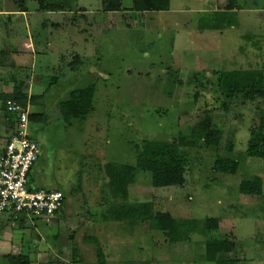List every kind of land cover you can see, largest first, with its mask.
Returning a JSON list of instances; mask_svg holds the SVG:
<instances>
[{
    "label": "rangeland",
    "instance_id": "obj_1",
    "mask_svg": "<svg viewBox=\"0 0 264 264\" xmlns=\"http://www.w3.org/2000/svg\"><path fill=\"white\" fill-rule=\"evenodd\" d=\"M229 1L171 0L169 11L134 12L130 10L133 0H123L122 11L110 12L104 9L102 0H0L2 65H9L14 76L21 75L24 69H14L16 59L8 62L9 53L4 51L20 40L35 41L37 60H31L29 68L34 76L51 78L47 79L50 95H58L55 91L67 82L65 76L82 74L86 86L94 83L97 109L94 119L77 120L72 125L51 122L47 133L37 136L42 154L32 173L33 186L64 189L70 193L69 200L65 211L50 221L42 218L20 223L8 213H0V228L10 226L8 248L19 240V246L29 247L25 254L32 256L34 264L47 262L52 251L61 252V264H75L72 236L82 230L81 236H76L78 252H94V243L83 235H95L103 244L109 264H187L195 261L196 243L205 239L206 219L219 218L217 235L233 236L239 251L244 252L239 264H264V202L239 192L245 175L264 178V160L244 155L263 101L236 102L226 111L214 110V121L224 132L221 148L192 151L183 187L154 189L141 183L130 187V202L152 199L157 211H169L174 216L178 228L173 243L165 242L148 227L128 232L120 223L105 218L108 203L117 199L105 201L108 184L103 165H134L133 145L144 139L173 140L179 133L189 134L192 128L197 129L206 104L218 106L214 97L201 89V97L195 98L199 87L188 83L195 72H264V0H232L235 12H225L222 20L227 21H219L225 28L203 29L215 19L214 12L227 10ZM57 5L63 10H47ZM23 7L25 15L13 12ZM52 22L60 26L53 27ZM75 56L83 61L77 66L72 65ZM75 67L78 71L69 74ZM45 86L42 81L39 87ZM63 97L60 95L59 100ZM6 139L0 122V154ZM230 142L234 154L245 158L234 176L212 169L217 156H228L226 145ZM38 233L39 244L35 237ZM63 239L66 244L61 247ZM34 242L42 252L40 261L39 248H34L37 255L33 252ZM8 251L18 252L15 248ZM0 264H7L2 254Z\"/></svg>",
    "mask_w": 264,
    "mask_h": 264
},
{
    "label": "trees",
    "instance_id": "obj_2",
    "mask_svg": "<svg viewBox=\"0 0 264 264\" xmlns=\"http://www.w3.org/2000/svg\"><path fill=\"white\" fill-rule=\"evenodd\" d=\"M102 4L104 9L110 12H120L124 9L123 0H102ZM170 4L171 0H133L130 10L134 12L169 11ZM57 8L63 10V6L58 7V5L49 6L47 10L60 11L56 10ZM235 9L234 2L230 0L227 10L214 12L215 19H212V22L203 29L219 30L222 27L225 28L224 25L221 27L219 21L226 22L227 19L222 20V18L224 19V13L233 14L232 12H235ZM21 11H25V8L23 7ZM34 43L37 46L35 41ZM13 53L15 52L13 51ZM74 62L72 65H79L81 57L75 56ZM23 69L22 77H17L14 80H11L13 78L10 79V81H14L13 92L0 95L1 109L5 114V122L8 125L6 142L13 136L20 120V113L17 110H11L8 102H15L21 110L26 109L29 104L32 107H42L40 112L31 110L29 114L31 139L37 143L40 149L41 142L37 136L43 135V132H45L51 122L72 125L77 120L94 119L97 109L94 102L96 88L93 84L74 89L70 93L69 98L61 100L57 104L56 111L51 113L45 103L51 89V87H48L47 81L44 80L46 77L44 79L41 76L33 78L35 89L39 90L41 88L39 86H41L42 80H44L46 86L42 87V93L34 89L33 94L29 96L28 93L24 92V88L30 82L32 76L31 67L25 66ZM71 70L74 72L78 71L76 67L71 68ZM55 79L56 77L52 81L56 82ZM188 83H194L199 87L195 98L201 97L202 93L200 91L202 90L210 93L214 97V105H218L209 107V103L206 104L207 110L203 112V116L198 121L197 129L194 130L192 128L189 134L179 133L173 140L144 139L140 141L132 147V151L136 156L134 165L108 162L103 167L99 166L103 169L104 181L108 184V188L106 187L105 191L106 193L108 191V195L105 197V201L108 202L110 198L117 199L114 203H108L109 209L105 215L106 220L120 223L123 225L121 229L125 227L123 230L128 232H133L136 227H148L151 231L162 235L165 242L171 243L174 242L173 236L177 233V220L169 211H157L152 199L147 202H130V187L140 183L154 189L183 187L186 184L188 168L192 163V151L195 149L216 151L221 148L224 132L214 121V110L220 108L226 111L229 105L236 102L243 104L264 102V72L261 69L218 70L206 72L205 74L195 72ZM182 85L183 80L180 83V86ZM258 112V125L253 126L249 131L250 137L244 155L245 158L264 160V108H259ZM35 127L37 128L36 130H34ZM226 151L228 156H217L213 162L212 169L218 174L234 176L240 169V161L245 158L242 156L237 157L234 154V144L232 142L226 145ZM41 154L42 149L33 164L29 176L30 187L34 190L42 189L33 186L32 181V173ZM57 189L62 191L65 197L64 205L56 216L62 213V209L70 196V193L64 189ZM239 192L242 195L257 198L264 202V178L256 174L245 175L240 182ZM11 219L18 220L20 223L22 220H28L25 217L15 218L14 215H11ZM220 227L221 219H206L205 239L196 243L195 261L187 264H205L209 262L214 264H239L243 260L244 252L242 250L239 251L240 247L237 246L233 236L221 237L217 235ZM76 235L72 236L73 241L71 243L73 262L75 264L79 262H82V264H109L103 246L95 235L88 237L85 235V240L95 245V251L89 250L91 252L86 253L87 256L81 255L82 251L80 252V250L78 252L80 246ZM30 256L25 253L18 255L5 254L2 255V259L7 264H34L35 261ZM76 257H79V259L77 260ZM61 261V257L53 255L47 262H40V264H61ZM130 264L136 263L132 262Z\"/></svg>",
    "mask_w": 264,
    "mask_h": 264
},
{
    "label": "built area",
    "instance_id": "obj_3",
    "mask_svg": "<svg viewBox=\"0 0 264 264\" xmlns=\"http://www.w3.org/2000/svg\"><path fill=\"white\" fill-rule=\"evenodd\" d=\"M11 110L20 113L16 131L0 154V213L29 220L53 219L64 205V193L58 189L34 190L30 187V172L41 149L31 139L30 107L21 110L8 102Z\"/></svg>",
    "mask_w": 264,
    "mask_h": 264
},
{
    "label": "crops",
    "instance_id": "obj_4",
    "mask_svg": "<svg viewBox=\"0 0 264 264\" xmlns=\"http://www.w3.org/2000/svg\"><path fill=\"white\" fill-rule=\"evenodd\" d=\"M13 12H17V13H20L21 12L22 15H25V12L24 11H21V10L20 11H13ZM51 25L53 27H59L60 26L59 23L56 24L55 22H52ZM13 51L15 53H13ZM1 52L2 51H0V53ZM4 52L9 53L8 56H7L8 62H10V60L13 59V58L16 59V62H14V64H13V66L15 67L14 69H16V67H18V68H25L24 66L29 67L30 66L29 65L30 63H31V66H32V63L33 62H30L31 60L32 61L33 60H37L36 55L38 54V47L30 39H28V40H20V41L17 42L16 45H11V49L10 50L4 51ZM11 53L13 54V57L10 56ZM66 60H67V58H66ZM66 60H64V61H66ZM61 61L63 62L62 59H61ZM82 62L83 61L81 59V62L80 63H82ZM64 64H65V62H64ZM68 71H69V69H68ZM89 72L92 75L93 74H96L97 76H99V73H97V72H93L92 70H90ZM71 73L74 74L75 72L70 69V73L69 74H71ZM22 75L23 74L18 75V76H16V75L14 76L13 73H12V71H11V69H10V67H9V65H2V61L0 60V95H2V94H11L13 92V88H14V85H13L14 84V81H10V79L13 78L11 80H14L17 77H22ZM80 75H82V74H80ZM80 75L77 74V75H75L76 77L75 76H71V77L65 76V78H67V82L68 83L65 82L62 85L61 89H59V90L57 89L55 91V93L58 94V95H54V94L53 95H50V91H49L48 97H47L46 102H45L47 104V109L49 110V112L53 113L54 111H56L57 104L61 100H66L67 98H69L70 93H72V91L74 89H76V88H83V87H85L88 84V83L86 84L84 81H82ZM79 76H80V79L78 78ZM34 77H36V76H34L32 74L31 79H30V82L24 88V92L25 93H28L29 96H31L33 94L34 89H35V87L33 86V84H34L33 83L34 82L33 78ZM41 78L44 79L45 76L42 75ZM46 78L47 79H50L49 77H46ZM46 78L44 79L45 81H47ZM44 80H42V81L44 82ZM42 81H41V83H42ZM35 91H37L39 93H42L43 92V88H40L39 90L38 89H35ZM63 94H64V97L61 100H59V96L60 95H63ZM48 99H50V100H48ZM28 106L30 107V112L33 109L35 110V112L36 111L37 112H40L42 110V107L41 106L32 107L30 104ZM0 112H1V103H0ZM4 116H5V114L2 111V113H0V122L3 123L4 132L6 134L7 133L8 125L6 124L7 122H5L6 120H5V117ZM50 124H49V126H50ZM49 126L46 128L45 132H43V135H45L47 133L46 131L49 129ZM42 189H48V188H42ZM65 209H66V207H64L62 209V213L65 211ZM8 228H10V226L8 224H7V226L5 225V227L0 228L1 229V232H0V250L5 251V253H0V254H2V255H5V254L18 255L20 253H28L29 247L26 248V245L25 246L22 245L24 248H26V250H24L23 247H21V246L18 245L19 243H22V241H19V240H15L16 241V244H14L15 246L13 245L10 248H8V245H10L9 233L7 231ZM81 231L82 230H79V232H78L77 235L81 236V234H80ZM76 233H77V231H76ZM83 236H85V235H83ZM89 236H93V235H89ZM35 237H36V242H38V244H39L40 243V240H41V235L38 233V234H36ZM82 237H79V238L84 239ZM62 238H64V237H62ZM55 239L57 241L58 236H56ZM63 241L64 242H62V241L60 242L61 243V247L66 244L65 239H63ZM36 242H34V245H33V252L37 255V253L34 251V248H39L38 249V252L39 253L37 255V260L40 261L41 256H42L41 255L42 252H40L41 249H40V247H37ZM78 244L80 246L79 239H78ZM14 248L18 251L17 253L16 252H13V251H8L10 249H13L14 250ZM30 248H32V247H30ZM103 250H104V248H103ZM58 252L59 253L52 251V254L55 255V256L61 257V259H62V255L60 254V251H58ZM82 252H84L86 254V251H82ZM104 253H105L106 257H107V261L109 262L110 259L108 258V256H107V254H106L105 251H104ZM58 254L61 255V256H59ZM44 255H47V253H45ZM39 257H40V259H39ZM47 258H48V256H47ZM38 261H36V262L38 263ZM40 262H42V261H40ZM40 262H39V264H40Z\"/></svg>",
    "mask_w": 264,
    "mask_h": 264
}]
</instances>
